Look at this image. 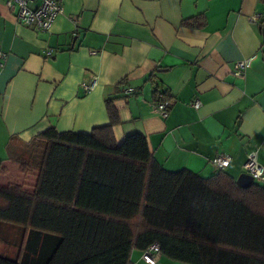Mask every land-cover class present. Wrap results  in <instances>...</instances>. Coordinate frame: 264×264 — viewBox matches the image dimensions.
Instances as JSON below:
<instances>
[{
    "label": "crops",
    "instance_id": "0c3cea01",
    "mask_svg": "<svg viewBox=\"0 0 264 264\" xmlns=\"http://www.w3.org/2000/svg\"><path fill=\"white\" fill-rule=\"evenodd\" d=\"M54 1L61 13L47 32L20 23L0 1L1 186L35 185V175L16 172L9 159L11 137L27 144L51 128L89 133L108 122L105 103L114 97L115 141L141 133L167 171L209 178L218 172L212 158L225 154L231 161L222 172L236 181L250 152L264 167L261 0ZM198 17L201 27L184 25ZM249 58L243 75L233 76L235 63ZM92 80L84 92L81 84ZM160 97L172 100L166 118L153 109ZM0 226L9 235L18 230ZM16 248L0 239V254ZM142 254L132 251L130 264H146ZM157 264L183 263L160 255Z\"/></svg>",
    "mask_w": 264,
    "mask_h": 264
},
{
    "label": "trees",
    "instance_id": "16d2710c",
    "mask_svg": "<svg viewBox=\"0 0 264 264\" xmlns=\"http://www.w3.org/2000/svg\"><path fill=\"white\" fill-rule=\"evenodd\" d=\"M115 100L105 103L108 122L89 133L10 138L9 159L36 179L32 191L0 185V225L18 227L9 235L0 226V239L17 247L0 264H130L132 251L153 244L183 264H264V186L241 188L222 170L167 171L141 133L116 142Z\"/></svg>",
    "mask_w": 264,
    "mask_h": 264
},
{
    "label": "built area",
    "instance_id": "2783aa9c",
    "mask_svg": "<svg viewBox=\"0 0 264 264\" xmlns=\"http://www.w3.org/2000/svg\"><path fill=\"white\" fill-rule=\"evenodd\" d=\"M10 10H16V20L25 26L33 27L34 29L47 32L54 22L55 18L61 13L59 4L54 0H0ZM51 50L47 51L45 55L48 57L51 55ZM6 60V54L2 52L0 48V67L3 66ZM252 58L241 60L235 63L233 76L241 77L243 72L249 67ZM95 82L92 80L90 83L81 84V89L84 92H89ZM164 95V94H162ZM155 102L153 105L154 111L161 117L166 118L168 109L172 104V100L169 98H162ZM194 109H198L200 106L199 101L192 103ZM231 157L225 154L215 155L211 163L216 170H224L230 163ZM243 173L250 176L253 183L261 184L264 186V167L257 161L256 152H250L246 156V160L242 166ZM160 256L159 247L157 244H153L148 247L142 254V260L146 264H157Z\"/></svg>",
    "mask_w": 264,
    "mask_h": 264
},
{
    "label": "water",
    "instance_id": "95a60500",
    "mask_svg": "<svg viewBox=\"0 0 264 264\" xmlns=\"http://www.w3.org/2000/svg\"><path fill=\"white\" fill-rule=\"evenodd\" d=\"M235 182L241 188H247L253 184L252 178L246 174H242Z\"/></svg>",
    "mask_w": 264,
    "mask_h": 264
},
{
    "label": "rangeland",
    "instance_id": "374dc122",
    "mask_svg": "<svg viewBox=\"0 0 264 264\" xmlns=\"http://www.w3.org/2000/svg\"><path fill=\"white\" fill-rule=\"evenodd\" d=\"M15 163V162H14ZM15 166V165H14ZM16 172H21V173H23L22 171H21V169H20V167H19V165H17L16 164ZM23 174H32V175H34V172L30 169V170H28V171H26L25 173H23Z\"/></svg>",
    "mask_w": 264,
    "mask_h": 264
}]
</instances>
